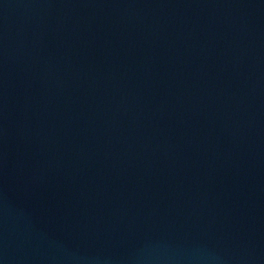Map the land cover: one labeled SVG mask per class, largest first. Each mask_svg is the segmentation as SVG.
Returning <instances> with one entry per match:
<instances>
[{
  "label": "water",
  "instance_id": "95a60500",
  "mask_svg": "<svg viewBox=\"0 0 264 264\" xmlns=\"http://www.w3.org/2000/svg\"><path fill=\"white\" fill-rule=\"evenodd\" d=\"M0 264H264V0H0Z\"/></svg>",
  "mask_w": 264,
  "mask_h": 264
}]
</instances>
